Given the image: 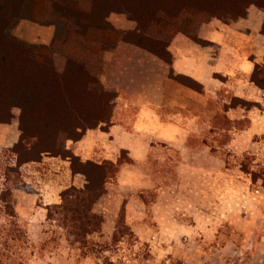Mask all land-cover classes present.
Listing matches in <instances>:
<instances>
[{"label": "rangeland", "instance_id": "obj_1", "mask_svg": "<svg viewBox=\"0 0 264 264\" xmlns=\"http://www.w3.org/2000/svg\"><path fill=\"white\" fill-rule=\"evenodd\" d=\"M32 2L35 4V0ZM40 2L36 4L40 6ZM33 9L28 11L30 15ZM26 14L28 18L20 19L17 25L23 20L38 23ZM118 14L131 19L125 13ZM110 23L113 29L94 30L89 36V41L96 45L100 80L105 54L123 38H130L125 32L137 28L136 22L133 30H123ZM190 23V20L185 22L183 32L173 39L172 57L179 41L188 37L184 31ZM217 24L219 29L214 32L212 27ZM17 25L13 33L20 38ZM196 29L197 34L199 30L208 34L211 29L214 41H227L238 64L231 72H218L219 82L212 88L201 87L188 79L172 78L167 82L168 94L155 110L162 123L174 124V135L166 141L143 142L144 147L138 152L142 155L137 157L123 150L117 152V157H108L116 151L107 142L99 143L93 151L80 148L84 152L79 156L82 161L110 160L116 169L106 184V193L95 205L96 211L104 216V223L102 233L92 239L100 244H112L121 217L133 234H126L117 244H112L101 257L83 256L77 244L67 239L72 237L65 236L55 223L46 220L38 247L21 243L19 251L27 263L31 264V250L35 248L34 255L43 260L49 261L48 257L55 254L70 264H105L108 256L121 264H264V90L250 81L252 65L263 57L260 51L263 38L245 27L242 18L223 11ZM201 39L205 41L203 46L211 42ZM157 49L164 58H171L164 46ZM64 57L54 58L56 68L57 63L66 67ZM65 67L57 70L62 73ZM72 78L71 83L76 86L78 79ZM101 84L104 86L102 81ZM101 96L104 95L86 94L88 103L95 107V117L108 116L114 107L113 95L105 96L104 107L99 103ZM14 114L12 123L19 125L20 109L15 108ZM76 149L79 148L73 144L74 154ZM6 157L0 151V163L7 161ZM47 168L49 165L43 161L22 167L23 180L38 183L32 171L47 174ZM76 168H83L80 162ZM79 174L84 181L85 176ZM32 185L35 184L26 183L13 192L33 193ZM38 204H41L39 200ZM17 219L25 228L24 215L17 213ZM16 258V263L23 261L19 253Z\"/></svg>", "mask_w": 264, "mask_h": 264}, {"label": "trees", "instance_id": "obj_2", "mask_svg": "<svg viewBox=\"0 0 264 264\" xmlns=\"http://www.w3.org/2000/svg\"><path fill=\"white\" fill-rule=\"evenodd\" d=\"M35 4L32 0H0V123H11L14 109H20L19 139L1 151L7 161L0 163V264H29L19 251L21 243L30 242L26 229L18 222L13 191L26 185L22 167L41 161L44 155L70 159L73 173L85 176L84 186L66 188L61 193V202L46 206L47 221L55 223L65 236L72 237L67 239L77 244L81 255L101 257L112 244H117L126 234H133L121 217L112 244L94 242L93 236L102 233L104 223V216L95 210V205L106 193V184L116 172L115 163L82 161L68 146V142L81 140L89 129L106 128L103 125L111 119L112 113L93 116L95 107L88 103L86 94L104 95L100 97L101 107L107 105L105 96L116 97V93L107 91L101 84L96 45L89 41L91 31L113 29L109 16L125 13L137 23V28L125 32L131 36L122 40L139 45L171 64L170 45L183 32L182 26L188 20L191 23L184 33L203 44L205 41L198 36L196 28L218 11L243 18L252 5L264 8V0H41L40 6ZM30 8H35L33 15ZM26 13L40 24L56 26L50 44H29L13 33L19 20L28 18ZM261 32L264 34V23ZM161 46L170 59L158 51ZM55 53L67 58L62 73L56 68ZM170 76L188 79L202 87L188 76L175 75L172 69ZM72 77L78 79L76 86L71 83ZM250 81L264 90V58L255 63ZM77 162L82 169L76 168ZM18 253L23 261L16 263ZM104 263L121 264L109 256Z\"/></svg>", "mask_w": 264, "mask_h": 264}, {"label": "crops", "instance_id": "obj_3", "mask_svg": "<svg viewBox=\"0 0 264 264\" xmlns=\"http://www.w3.org/2000/svg\"><path fill=\"white\" fill-rule=\"evenodd\" d=\"M122 16V14L112 13L109 20L123 30L136 28L134 20ZM242 23L245 27L257 31L263 38V44L260 45L263 60L264 34L261 29L264 23V8L255 5L249 7L247 15L242 18ZM217 26L218 24L212 27L214 32L219 29ZM213 31L210 29L209 33L205 34L199 30L200 38L211 41L204 46L189 37L181 39L179 47L174 50L175 55L171 64H167L162 58L139 45L119 41L105 54V64L101 75L105 89L116 93L111 119L103 125L106 128L99 126L89 129L81 140L71 142L68 146L73 149L75 144L79 148L76 149V154L83 156L84 152H81L80 148L85 151L89 148L93 151L99 143L107 142V146L116 151L108 157H117V152L121 150H126L129 154L131 152L132 156L137 157L142 155L138 152H141L144 147L143 142L170 139L175 133V126L169 122L162 123L155 109L164 103L168 94L166 84L172 79L171 69L175 75L188 76L206 88H212L219 82L218 72H231L232 67L238 64L234 53H230L231 45L225 40L214 41ZM16 33L29 42L50 44L54 38L55 26L23 20L17 25ZM54 58L62 59L58 53ZM255 63L251 71L249 70L251 73ZM63 67L65 65L58 66L57 63L59 71H62ZM19 136V125L12 122L0 123V151L12 147ZM42 161L43 164L49 165L48 173L41 174L34 169L32 173H36L38 183L32 179L25 181L27 184H35L32 185L35 192H14L15 208L18 214L24 215L31 247H38L43 240V223L47 220L46 206L61 202V193L66 188L72 185L82 187L86 182V179L82 181L80 177L82 175L73 173L71 162L60 156L44 155L41 161L31 162L23 167H32V164H41ZM38 200L41 204H38ZM34 252H36L35 248L31 250V264H70L64 259H59L55 254L52 257L49 256L47 261L34 255Z\"/></svg>", "mask_w": 264, "mask_h": 264}]
</instances>
